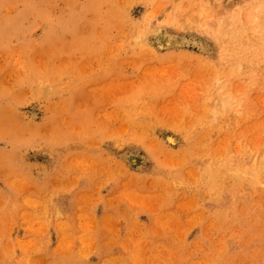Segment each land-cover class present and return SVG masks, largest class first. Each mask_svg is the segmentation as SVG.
<instances>
[{"label": "rangeland", "instance_id": "374dc122", "mask_svg": "<svg viewBox=\"0 0 264 264\" xmlns=\"http://www.w3.org/2000/svg\"><path fill=\"white\" fill-rule=\"evenodd\" d=\"M0 264H264V0H0Z\"/></svg>", "mask_w": 264, "mask_h": 264}, {"label": "bare ground", "instance_id": "6f19581e", "mask_svg": "<svg viewBox=\"0 0 264 264\" xmlns=\"http://www.w3.org/2000/svg\"><path fill=\"white\" fill-rule=\"evenodd\" d=\"M147 22H150V21H147ZM145 27H147L148 29L150 27V31L152 32V33L150 32V35L153 34L152 36H154L153 38L155 40V43L158 45L157 48H159L160 50L168 48L170 46L172 47V46H175V45L176 46L187 45L188 43H191L193 46H197V47L200 45L197 42V40L194 41L193 38L190 39V40H187V39L182 38L180 36V39L178 40L174 35H171L170 33L166 32V31L163 32L162 30H164V29H162V26L159 25V24H157V25L156 24L155 25L154 24H149V27L148 26H145ZM226 93L227 92H225V94ZM222 95H224V94H222ZM227 96H228V94H227ZM219 100H220V98H219ZM232 102H233V100H232V98L230 96L229 97H225V98H221V104L223 106H229L230 107ZM165 140L169 144H174L176 142L175 139L172 136H169V135L165 136ZM126 156H127L129 161H132L131 158L134 155L131 153V154H127Z\"/></svg>", "mask_w": 264, "mask_h": 264}]
</instances>
